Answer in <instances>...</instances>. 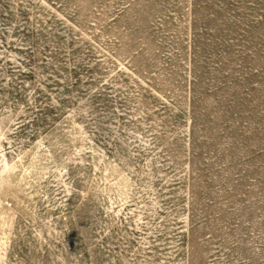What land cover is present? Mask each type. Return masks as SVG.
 <instances>
[{
  "label": "rangeland",
  "instance_id": "obj_1",
  "mask_svg": "<svg viewBox=\"0 0 264 264\" xmlns=\"http://www.w3.org/2000/svg\"><path fill=\"white\" fill-rule=\"evenodd\" d=\"M0 264H264V0H0Z\"/></svg>",
  "mask_w": 264,
  "mask_h": 264
}]
</instances>
